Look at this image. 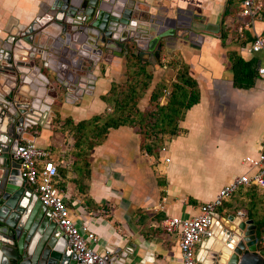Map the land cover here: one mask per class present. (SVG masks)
Wrapping results in <instances>:
<instances>
[{"label":"crops","instance_id":"obj_1","mask_svg":"<svg viewBox=\"0 0 264 264\" xmlns=\"http://www.w3.org/2000/svg\"><path fill=\"white\" fill-rule=\"evenodd\" d=\"M51 1L0 0V40L5 37V32L14 31V27L26 26L34 17L44 14ZM133 1L143 11L141 16L144 19L150 15L158 19L179 15L182 20H190V25L181 22L182 30L175 29L180 35L175 42L168 47H161L156 64L164 66L162 65L161 69H157L156 65L151 68L154 84L160 82L161 77L165 78L164 74L171 75L172 70L169 68L172 66L166 67L170 61L186 65L189 77L196 82L198 102L185 111L182 120L178 123L184 133L174 136L167 143L175 150L182 141L188 140L190 131L199 132L203 122L214 124L220 108H226V114H229L231 108L242 103L246 104L257 95L264 96V78L255 75L251 87L237 89L233 86L231 70L233 57L243 61L252 60L255 68L264 64L261 57L249 53L247 47L251 34L264 33V1L262 11L254 20L250 30L241 31L239 29L244 26L246 20L239 15L240 3H233L227 9L228 0ZM148 56L149 53L141 54L143 63L141 62L140 66H144L146 61L150 62ZM101 63H104L103 73H98L99 67L92 72L95 77L92 90L60 108L68 106L65 112L72 116L74 122L107 110L99 97L106 94L111 82H116L122 77V66L121 59L113 55L106 56ZM99 76L102 78L98 82V91L92 97ZM85 96L92 98L80 106L81 99ZM56 119L58 120L57 117ZM61 124L62 121L58 120L56 127ZM51 128L52 125L48 129H37L32 139L26 137L25 139L33 142L37 147L49 150L53 156L57 169L55 186L66 201L71 219L76 226L87 224L95 235L97 241L92 245L93 251L100 254L104 253L105 249L113 251L109 258L111 260L107 264H180L177 239L164 232L162 221L171 217L188 219L195 216L205 203L214 198L220 187L234 178H225L212 188L185 186L176 174L170 172L166 175V165L170 162V156L165 147L164 156L158 153L159 158L156 163V173L165 182L161 194L155 184L152 187L151 182L154 178L147 170L142 171L137 168L127 170L130 165L129 160H124L120 150L115 151L113 147L107 149V140L111 132L117 133L118 137L122 136L123 147L130 149L123 137L125 133H121V129L128 127L120 126L110 129L105 142L95 147L89 155L91 174L87 196L85 195L89 201L86 202L84 195L77 193L74 183L75 173L72 170L74 158L68 152L72 139L59 136ZM130 131L136 136L134 148L136 146L138 153V136L133 130ZM263 138L264 129H261L250 138L243 157L256 156ZM65 140L68 142V147L64 145ZM164 157L169 159L167 163L163 162ZM136 159L137 157L132 158L131 163L133 161L136 163ZM176 159L175 163L181 164L178 157ZM96 163L102 166L101 171L95 172L93 164ZM240 166L239 174L248 170L247 166L242 164V160ZM140 176L147 180L140 179ZM189 200L194 201L195 204H191ZM136 211L138 216H135ZM171 238H174L175 243ZM196 249L197 246L194 252ZM207 254L210 264H215L213 260L211 261L213 258L210 251H207ZM119 258L122 259L118 260Z\"/></svg>","mask_w":264,"mask_h":264},{"label":"water","instance_id":"obj_2","mask_svg":"<svg viewBox=\"0 0 264 264\" xmlns=\"http://www.w3.org/2000/svg\"><path fill=\"white\" fill-rule=\"evenodd\" d=\"M142 12L133 0H52L44 14L0 40V264H79L12 154L37 129H48L70 97L92 90L104 55L132 50L156 61L161 47L179 38L181 22L190 25L179 15L144 19ZM214 218L212 238L197 251L199 264L210 262L207 251L215 264H263L252 220ZM214 240L217 251L209 248Z\"/></svg>","mask_w":264,"mask_h":264},{"label":"rangeland","instance_id":"obj_3","mask_svg":"<svg viewBox=\"0 0 264 264\" xmlns=\"http://www.w3.org/2000/svg\"><path fill=\"white\" fill-rule=\"evenodd\" d=\"M112 56L110 54L104 55L103 59L105 57ZM114 57H118L121 59V74L122 77L118 79L116 82H111L110 87L114 86L115 90L117 88H121L122 90H125L127 92L128 87L134 85V80L132 77L134 76V71H136V66L132 65L131 61L128 60V56L126 53H122L120 56L114 52ZM143 57L140 56L138 58L139 65L143 63L142 60ZM149 63L145 62V75L150 76V80L146 81L143 78V75L139 76L137 79L140 80V85L142 83L147 84V89L144 91V93L140 96V99L137 100L135 104V108L140 113L144 114L146 111L149 110V103H148V97L150 95L151 90L156 87L157 85H162V96L159 98L158 102L159 104H164L166 95L168 94L170 84L174 81V77L176 74V68L172 67L169 68L172 71L171 75L164 74V77H161V81L154 84L152 80V67L155 65L157 66V69H161L164 65L163 64H156V61L148 56ZM142 62V63H141ZM102 64L100 63L98 65L99 70L98 73H103ZM148 65V67H147ZM163 65V66H162ZM115 67V65H113ZM102 68V70H101ZM167 69V70H169ZM101 70V71H100ZM167 76V77H166ZM102 77L99 76L97 78L96 87L94 90V93L92 97L97 93L98 91V82L99 79ZM137 80V81H138ZM145 81V82H144ZM135 85L138 87L137 83ZM109 87V88H110ZM254 89V88H253ZM108 91L106 92V96H108ZM103 96V95H102ZM90 97H83L81 99L80 106H83V103L89 101ZM109 104H105L107 110L99 113V114H108L113 109V105L111 102V98H109ZM103 103V102H102ZM68 107V106H67ZM67 107H63V109H57L56 111V117L60 121H67L71 122V124H76L79 122H74L72 120V116L68 115L65 111ZM226 108H220L218 113L216 114V121L214 124H209L207 122H203L201 124V128L199 132L196 131H190L189 132V138L187 141H180L181 144H179L174 149L173 146L167 144L168 141L173 138V136H167L162 135L159 136V138L155 141V147L153 148V151L151 155H146L141 149L140 144H143V139L141 141L140 135L137 134L136 129H131L137 134L138 136V153L136 151V146L134 148V145L136 143V136L132 135V132L130 131V128H123L121 129V133H125L123 135L124 139L128 143V146L130 149L124 148L122 145V136L118 137L117 133L111 132L107 144V149L115 148V151L120 150V153L122 154L124 160H129L128 163L130 165L127 167V170L132 169H140V170H147L149 172V175L151 174L152 178H154V181L152 180L151 184L152 187L157 186L159 192L162 194V190L165 187V182L162 177L157 172L156 163H158V153L159 149L161 147H166V149L169 152L170 156V162L166 165L167 171L166 175H169L170 172L172 174H176L179 179H181L182 184L185 186H193V187H200V188H212L216 185L220 184L225 178H232L237 176L241 171L240 161L244 158L245 155V149L249 145L250 138L256 134L261 129H264V96L263 95H257L250 99L246 104L242 103L239 106L237 105L234 108H231V112L229 114H226L225 111ZM224 111V112H223ZM64 113V114H63ZM63 114V115H62ZM61 115V116H60ZM98 115V114H96ZM94 116V115H92ZM91 116V117H92ZM90 118V117H89ZM87 118V119H89ZM83 119V120H87ZM77 120V119H75ZM81 121V120H80ZM71 124L68 125V127L71 126ZM65 129V128H64ZM67 129V127H66ZM51 130L58 134L59 136H65V138L69 137V134L65 132V130H60L59 128H51ZM110 130H108L109 132ZM107 132V134H108ZM120 133V134H121ZM131 134V135H127ZM127 135V136H126ZM70 138V137H69ZM68 138V139H69ZM107 138V135L105 139L99 144L101 145L103 142H105ZM141 142V143H140ZM112 144V146H110ZM64 145L68 147L67 140L64 141ZM98 145V146H99ZM97 147V146H96ZM95 148V147H94ZM93 148V149H94ZM92 149V150H93ZM125 149V150H124ZM64 153V152H63ZM62 153V154H63ZM132 153V154H131ZM91 154V152H90ZM136 159L131 163L132 158ZM180 160L181 164H176V158ZM93 168L95 172L101 171L102 166L100 164L96 163L93 164ZM89 174H88V180L86 184L89 188L90 183V174H91V166L89 163ZM149 170V171H148ZM168 173V174H167ZM140 179L147 180L143 176H140ZM85 182V181H84ZM85 187V183L83 185ZM127 193V189H125ZM82 196V193L77 192ZM125 193V194H126ZM160 194V195H161ZM257 195H262V191L256 190ZM80 196V198H82ZM235 198L232 200L237 204V201L235 200L237 198V195L234 196ZM240 201L243 203H246L248 201V198H239ZM264 200V198H263ZM224 202H229L228 199L224 200ZM246 209V208H245ZM264 210V201L262 204V209L258 210V215H260ZM137 212V211H136ZM138 212L135 214V216H138ZM172 242L175 243L174 238H171Z\"/></svg>","mask_w":264,"mask_h":264},{"label":"trees","instance_id":"obj_4","mask_svg":"<svg viewBox=\"0 0 264 264\" xmlns=\"http://www.w3.org/2000/svg\"><path fill=\"white\" fill-rule=\"evenodd\" d=\"M233 3H240V0H228L226 8H230ZM126 54L132 65L136 66V71H134V76L132 77L134 85L129 86L127 92L121 88L115 90V87L111 86L108 96L103 95L99 97L100 101L105 104H109V98H111L113 105L111 112L94 115L76 124H71L70 121L67 122L65 120L57 127L61 131L65 130L72 139V145L68 152L74 158L72 162V170L75 173L74 183L78 192L84 195L86 202L89 201V198L86 197L88 190L86 182L89 174V155L92 149L105 139L108 130L116 129L120 126L136 129L137 134L141 137V141L143 139L140 149L146 155H151L155 147V141L159 136L167 135L174 137L184 133L179 128L178 123L182 120L185 111L198 102L199 94L196 82L189 77L187 66L176 61V63L170 61L166 64V67L175 66L177 68L174 81L170 84L164 104L161 105L158 102L164 88L162 85H157L151 90L148 97L149 110L144 114L140 113L136 110L135 104L148 86L146 83L140 85L141 79L138 80L137 78L143 75V78L149 81L150 76L145 75V66L139 65V57L132 50H128ZM231 70L234 87L237 89L251 87L256 75V68L252 60L243 61L238 57H233L231 59ZM135 83H137L138 87ZM57 122L56 118L52 120V129L56 127ZM69 124H71L70 127H68ZM84 183L85 187L83 186ZM236 195L237 198L235 200L237 204L232 201ZM239 198H248V201L243 203ZM263 198L264 190L262 191V195L259 196L253 188L240 189L228 198L229 202H223L221 207L217 209V213L221 217L235 215L240 210L244 211L246 218L252 220L256 226L257 249H262L261 235L264 228V210L260 215H258V210L262 209ZM189 202L193 205L195 204L192 200H189Z\"/></svg>","mask_w":264,"mask_h":264},{"label":"built area","instance_id":"obj_5","mask_svg":"<svg viewBox=\"0 0 264 264\" xmlns=\"http://www.w3.org/2000/svg\"><path fill=\"white\" fill-rule=\"evenodd\" d=\"M263 1L240 0L239 15L246 21L239 31L250 30L254 20L262 11ZM247 47L249 53L259 55L264 63V33L251 34ZM256 75L264 78V64L256 68ZM71 100L73 99L70 97L67 101ZM165 151V147H161L159 154L164 156ZM12 156L20 160V171L26 184L37 196L40 204L48 211L51 220L60 229L68 249L75 256L76 261L79 264H106L104 257L110 252V249H105L101 254L93 251L92 245L97 241L95 235L89 230L87 224L76 226L73 223L66 201L55 186L57 169L49 150L37 147L33 142L25 140L17 145ZM168 161L167 157L163 158V162L167 163ZM242 164L246 165L248 170L220 187L214 198L205 203L198 214L188 219L171 217L162 221L164 232L177 239L180 264H199V258L196 256L197 251L205 241L212 238L215 223L214 214L217 213V209L221 207L224 200L230 198L240 189L264 190V138L256 156L244 157ZM233 216H237L241 221L249 220L242 210ZM226 217H221V219ZM196 246L197 249L194 252ZM261 246L264 250V228L261 235Z\"/></svg>","mask_w":264,"mask_h":264},{"label":"bare ground","instance_id":"obj_6","mask_svg":"<svg viewBox=\"0 0 264 264\" xmlns=\"http://www.w3.org/2000/svg\"><path fill=\"white\" fill-rule=\"evenodd\" d=\"M219 246H220V242L219 241H216L214 240L213 242L211 241L209 243V248L212 250V251H217L219 249ZM204 264H210V262L208 260H205L204 261Z\"/></svg>","mask_w":264,"mask_h":264}]
</instances>
